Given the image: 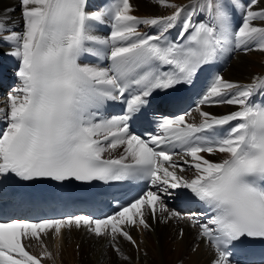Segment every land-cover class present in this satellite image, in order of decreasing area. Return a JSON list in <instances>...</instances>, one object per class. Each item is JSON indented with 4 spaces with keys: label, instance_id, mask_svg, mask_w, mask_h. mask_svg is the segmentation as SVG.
I'll use <instances>...</instances> for the list:
<instances>
[{
    "label": "snow or ice",
    "instance_id": "snow-or-ice-1",
    "mask_svg": "<svg viewBox=\"0 0 264 264\" xmlns=\"http://www.w3.org/2000/svg\"><path fill=\"white\" fill-rule=\"evenodd\" d=\"M155 2L175 11L141 18L131 14L130 0H111L94 11H88V0H20L21 31L15 28L14 8L0 12V41L10 44V54L19 60L20 81L7 98V108H0L5 124L0 129V176L58 182L147 180L152 186L102 218L73 215L0 222V264H41L42 258L52 256L44 238H58L62 228H84L106 239L117 253V237L136 246L125 226L149 229L146 212L155 219L157 205L166 214L164 222L185 219L163 198L178 188L189 190L191 198L205 206L187 220L199 229L197 238L214 249L212 264H233V250L242 239L264 240V103L252 99L264 94V76L240 84L217 75L197 103L199 124L187 122L190 113L161 116L158 134L148 139L131 133L128 124L154 92L191 84L202 65L224 52L264 51V0ZM237 10L242 23L233 28L230 17ZM106 18L110 35H95ZM178 24L175 41L169 40L167 34ZM142 25L157 32L141 33ZM84 54L111 63H81ZM133 86L137 94L124 100ZM117 100H124V114L104 119L100 110L107 101ZM215 104L236 110L221 116L201 110ZM164 145L179 147L191 158L183 163L195 170L194 178L177 175L175 169H185ZM120 146L123 155L103 157ZM201 153L225 155L213 162ZM198 216H204V222ZM183 236L180 229L178 237ZM33 240L43 249L41 258L26 250L32 244L23 241Z\"/></svg>",
    "mask_w": 264,
    "mask_h": 264
},
{
    "label": "bare ground",
    "instance_id": "bare-ground-1",
    "mask_svg": "<svg viewBox=\"0 0 264 264\" xmlns=\"http://www.w3.org/2000/svg\"><path fill=\"white\" fill-rule=\"evenodd\" d=\"M133 6L132 15L137 17L167 16L175 9L162 7L155 0H130ZM176 5H187L190 0H170ZM14 8L12 18L15 28L21 31L23 21L21 18L20 2L15 0H0V12ZM257 21L256 24H260ZM243 50V49H242ZM254 75L264 76V51L251 50L231 52L229 62L222 77L231 82L247 84ZM9 96V95H8ZM8 96L0 97V108H7ZM218 109H221L219 107ZM227 110V108H224ZM202 111L205 110L203 107ZM192 118L199 119V112L195 110ZM205 158L218 162L225 154L201 153ZM187 179L195 176V170L180 172ZM157 216L154 222H150V230L143 229L138 232L132 231L133 239L136 241V250L123 238H117L120 252L117 253L104 238H95L86 233L82 228L77 230L61 231L60 236L45 238L48 251L52 253L50 261L54 264H212L215 255L209 246L199 240L194 229L184 222L174 219L167 222ZM178 227L184 230L183 238L178 237ZM77 244L78 250L72 247ZM200 246L193 251V247ZM69 246V248L67 247ZM67 247V248H66ZM78 254V257L75 254ZM110 253L114 255L111 258ZM127 257L128 259H124Z\"/></svg>",
    "mask_w": 264,
    "mask_h": 264
},
{
    "label": "rangeland",
    "instance_id": "rangeland-1",
    "mask_svg": "<svg viewBox=\"0 0 264 264\" xmlns=\"http://www.w3.org/2000/svg\"><path fill=\"white\" fill-rule=\"evenodd\" d=\"M67 247L69 248V246H67ZM67 247H66V248H67ZM72 249H74V251L78 250V248H77V244L74 246V248L72 247ZM75 256L78 257L77 252H76ZM110 256H111V258L114 257V255H113L112 253H110Z\"/></svg>",
    "mask_w": 264,
    "mask_h": 264
}]
</instances>
